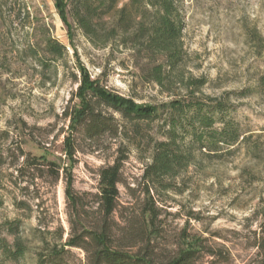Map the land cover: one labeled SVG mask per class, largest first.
<instances>
[{
    "label": "rangeland",
    "instance_id": "obj_1",
    "mask_svg": "<svg viewBox=\"0 0 264 264\" xmlns=\"http://www.w3.org/2000/svg\"><path fill=\"white\" fill-rule=\"evenodd\" d=\"M179 6L185 83L173 75L159 85L146 79L153 63L136 55L121 37L95 44L75 24L72 44L54 0H0V190L5 201L0 219L20 218L28 245L19 262L3 264H37L39 217L69 231L63 170L58 179L46 165L17 170L24 162L22 150L61 165L72 163L64 150L70 124L65 111L79 101L81 68L111 93L162 114L143 122L137 136L128 123L132 137L125 138L128 158L119 185L120 202L126 206L151 188L161 212L160 248L176 251L197 240L201 254L196 264H262L264 0H179ZM50 39L66 45L65 57L46 51ZM190 78L206 79L196 97L225 102L227 117L239 123L242 136L217 154L196 147V158L186 170L165 178L163 185H152L144 177L152 146L164 138L167 110L187 96ZM118 144L106 140L96 148L78 140L73 161L77 191H97L99 170L113 163ZM73 252L85 260L81 249Z\"/></svg>",
    "mask_w": 264,
    "mask_h": 264
},
{
    "label": "trees",
    "instance_id": "obj_2",
    "mask_svg": "<svg viewBox=\"0 0 264 264\" xmlns=\"http://www.w3.org/2000/svg\"><path fill=\"white\" fill-rule=\"evenodd\" d=\"M122 1L54 0V3L72 44L75 24L95 44L100 41L106 45L112 38L121 37L126 46L131 43L129 48L136 55L153 63L146 79L166 85L168 79L178 75L184 82L181 68L186 52L182 42L184 22L179 0ZM46 51L56 58L67 55L66 45L55 39L47 42ZM81 72L82 79L76 76L79 101L65 111L70 124L64 150L72 163L61 165L44 156H27L23 150L20 154L24 162L17 171L25 168L38 170L46 165L56 179L63 170L66 182L69 231L66 232L62 224L54 227L38 218L42 246L36 252L37 264H196L201 254V244L197 240L194 245L176 251L160 248L161 212L149 186L136 203L126 206L120 202L119 185L128 158L125 138L132 137L127 125L131 124L137 136L143 122L162 114L99 86L96 80L86 75L84 68ZM205 83V78L188 79L187 96L169 106L164 120L167 127L164 138L154 141L151 162L145 169L144 177L152 185H163L165 178H175L186 170L196 158V147L208 154H217L222 146L239 142L241 128L237 121L227 117V104L216 98L202 100L196 97V91ZM259 83L264 84V77ZM79 139L96 148L106 140L119 143L113 163L99 170L96 192H79L74 187L73 161ZM35 176L37 178L36 173ZM4 204L0 190V210ZM21 226L20 218L0 219V264L19 262L28 251ZM258 246L264 264V233ZM74 249H81L85 260L76 256Z\"/></svg>",
    "mask_w": 264,
    "mask_h": 264
}]
</instances>
